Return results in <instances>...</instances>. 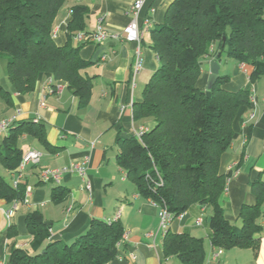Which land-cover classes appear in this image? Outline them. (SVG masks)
Returning <instances> with one entry per match:
<instances>
[{
  "label": "trees",
  "instance_id": "16d2710c",
  "mask_svg": "<svg viewBox=\"0 0 264 264\" xmlns=\"http://www.w3.org/2000/svg\"><path fill=\"white\" fill-rule=\"evenodd\" d=\"M67 1L0 0V58L7 56V76L19 94L34 92L47 74L54 86L67 84L85 108L92 96L93 77L86 73L92 61L81 58L84 45L72 42L75 32L85 31L89 10L82 4L71 8L67 43L58 46L53 26ZM150 35L159 66L142 101L133 104V117L155 125L140 138L118 137L116 162L141 196L173 218L193 206H210L213 247L257 250L264 234V171L250 182L255 203L242 205L239 224L227 220L220 204L230 178L220 173L221 158L233 143L240 108L251 104V90L228 91L229 77L220 75L207 96L198 82L203 59L220 61L223 53L252 67L251 83L264 76V0H174ZM24 136L52 150L44 124L20 121L10 127L0 146V200L8 204L25 197V185L15 186L1 174L18 172ZM67 193L57 187L52 198ZM25 222L30 245L13 246L10 264H107L119 254L125 234L119 220L93 219L86 233L68 244L51 241V226L39 210L28 213ZM163 251L181 264L206 263L204 239L189 233L168 231Z\"/></svg>",
  "mask_w": 264,
  "mask_h": 264
},
{
  "label": "crops",
  "instance_id": "0c3cea01",
  "mask_svg": "<svg viewBox=\"0 0 264 264\" xmlns=\"http://www.w3.org/2000/svg\"><path fill=\"white\" fill-rule=\"evenodd\" d=\"M174 0H146L138 16L143 31L141 41L142 69L134 72L136 44L124 39L104 44H86L80 49L84 60L92 65L86 73L93 77L89 105L80 107L79 99L60 84L57 93L50 83L52 77H40L34 92L19 94L7 76V56L0 58V120L13 118V126L20 121L44 124L46 138L52 148L48 150L36 139L24 136L21 147L27 153L41 152L38 164L29 165L20 183L31 186L29 203L21 202L12 218L6 212L12 206L0 200V264H10L11 248H27L31 235L26 227V216L39 210L51 226V241L72 243L88 230L93 219L114 220L120 211V223L125 239L119 254L107 264H181L177 257H165L163 240L168 231L189 233L203 238L206 247L205 264H264V234L255 249L233 248L224 250L216 259L219 248L210 241L211 207L193 206L184 214L163 225L164 209L139 194L136 187L116 162L118 137H128L155 123L150 119L135 120L133 104L142 101L143 90L159 66L151 47V30L162 24ZM134 0H68L58 12L53 26V39L58 46L67 43L71 8L85 5L89 10L85 31L102 26L109 33H122L131 22L130 7ZM73 46H78L73 40ZM212 58L203 59L202 76L198 82L206 89ZM218 61V60H217ZM220 75L228 76L224 85L228 91L250 89L256 104L240 108L234 123L235 136L230 148L222 155L220 173L229 175L227 187L220 198L228 221L239 224L242 205L254 204L250 182L264 171V76L256 83L249 77L252 67L229 59L222 54ZM8 132L0 133V146ZM75 163H85L86 174L66 173L59 182H41L39 173L45 169H62ZM4 171V170H2ZM13 183L16 175L7 173ZM89 183L90 190L85 188ZM57 187L68 189L61 199L52 198ZM201 221V222H200ZM12 236L9 237V233ZM222 249V248H221Z\"/></svg>",
  "mask_w": 264,
  "mask_h": 264
},
{
  "label": "built area",
  "instance_id": "2783aa9c",
  "mask_svg": "<svg viewBox=\"0 0 264 264\" xmlns=\"http://www.w3.org/2000/svg\"><path fill=\"white\" fill-rule=\"evenodd\" d=\"M146 0H134L133 4L130 7V13L132 15L131 22L122 30V33H109L107 32L102 26H99L94 31H80L77 32L75 36V41L77 45H86V44H104L108 41H118L124 39L127 42H132L136 44L135 49V62H134V72L138 73L142 69V56H141V41L143 36V31L141 30L139 23H138V16L141 9L144 6ZM50 83L52 79H50ZM250 102L255 105L256 100L254 96L251 97ZM14 122L13 118L10 119H3L0 121V133L8 132L10 127ZM146 130V129H145ZM144 131H140L139 133L136 132L138 138ZM41 158V152L37 150H31L25 153L19 167L18 172L14 173L16 175L15 179L13 180V184L16 186L20 183L23 172L26 168L33 164L36 165L39 163ZM66 173H76L80 177L84 178L86 174V167L85 163H76L72 164L69 167L62 168V169H45L39 173V178L41 182H50V181H57L61 179V176ZM85 188L90 190L91 186L89 183L85 182ZM32 193V187L27 186L25 191V197L23 201H14L10 209L6 212L8 218H12L15 212L18 209V206L21 202L29 203V197ZM121 216V212L119 211L114 220H118ZM161 219L163 225H167L173 217L167 213L165 210L161 214ZM201 222V221H200ZM223 253L222 249H218L217 252L213 255L212 260H216L221 254Z\"/></svg>",
  "mask_w": 264,
  "mask_h": 264
},
{
  "label": "water",
  "instance_id": "95a60500",
  "mask_svg": "<svg viewBox=\"0 0 264 264\" xmlns=\"http://www.w3.org/2000/svg\"><path fill=\"white\" fill-rule=\"evenodd\" d=\"M219 76H220V62L214 59L210 62V74L206 86L207 96H210L211 90L215 85V83L217 82Z\"/></svg>",
  "mask_w": 264,
  "mask_h": 264
},
{
  "label": "rangeland",
  "instance_id": "374dc122",
  "mask_svg": "<svg viewBox=\"0 0 264 264\" xmlns=\"http://www.w3.org/2000/svg\"><path fill=\"white\" fill-rule=\"evenodd\" d=\"M70 13H71V15H72L71 10H70ZM81 31H82V30H81ZM77 32H80V31H77ZM77 32H75V34H74V38H75V36L77 35ZM74 40H75V39H74ZM51 84H52V83H51ZM52 86L54 87L55 92H57V93L61 92L62 88H60L59 86H56V85L54 86L53 84H52ZM251 97H252V92H251ZM8 119H10V118H8ZM2 120H3V119H2ZM0 121H1V120H0ZM142 130H143L144 132L146 131L145 128H142L141 131H142ZM137 132L139 133L140 131H137ZM75 164H76V163H75ZM68 167H69V166H68ZM64 168H66V167H64ZM1 174L4 175V176L6 177L5 172L2 171V170H1ZM6 178H7V177H6ZM229 179H230V178H229ZM118 220H119V219H118ZM124 239H125V234H124L123 241H124ZM121 244H123V242H122ZM222 250H223V249H222Z\"/></svg>",
  "mask_w": 264,
  "mask_h": 264
}]
</instances>
